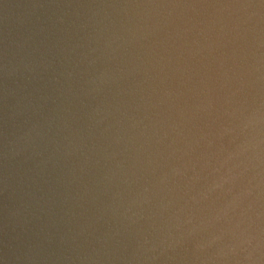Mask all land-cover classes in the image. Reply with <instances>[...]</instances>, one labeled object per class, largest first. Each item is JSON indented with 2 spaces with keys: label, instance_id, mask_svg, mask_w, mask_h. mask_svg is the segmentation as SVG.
Returning <instances> with one entry per match:
<instances>
[{
  "label": "water",
  "instance_id": "water-1",
  "mask_svg": "<svg viewBox=\"0 0 264 264\" xmlns=\"http://www.w3.org/2000/svg\"><path fill=\"white\" fill-rule=\"evenodd\" d=\"M0 264H264V0H0Z\"/></svg>",
  "mask_w": 264,
  "mask_h": 264
}]
</instances>
